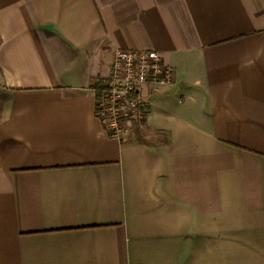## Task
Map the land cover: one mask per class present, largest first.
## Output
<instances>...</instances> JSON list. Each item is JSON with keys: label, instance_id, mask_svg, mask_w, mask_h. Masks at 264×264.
<instances>
[{"label": "crops", "instance_id": "obj_1", "mask_svg": "<svg viewBox=\"0 0 264 264\" xmlns=\"http://www.w3.org/2000/svg\"><path fill=\"white\" fill-rule=\"evenodd\" d=\"M119 49L172 75L117 137ZM0 264H264V0H0Z\"/></svg>", "mask_w": 264, "mask_h": 264}, {"label": "built area", "instance_id": "obj_2", "mask_svg": "<svg viewBox=\"0 0 264 264\" xmlns=\"http://www.w3.org/2000/svg\"><path fill=\"white\" fill-rule=\"evenodd\" d=\"M172 68L149 49H119L115 52L110 73L102 80L96 97V114L112 136L127 134L128 126L144 115L140 90L146 82H163ZM127 122L121 124V120Z\"/></svg>", "mask_w": 264, "mask_h": 264}, {"label": "trees", "instance_id": "obj_3", "mask_svg": "<svg viewBox=\"0 0 264 264\" xmlns=\"http://www.w3.org/2000/svg\"><path fill=\"white\" fill-rule=\"evenodd\" d=\"M103 79H98L93 85L92 87L94 88L95 92H96V97L98 96L100 90H101V83H102ZM110 133V132H109ZM111 134V133H110Z\"/></svg>", "mask_w": 264, "mask_h": 264}, {"label": "rangeland", "instance_id": "obj_4", "mask_svg": "<svg viewBox=\"0 0 264 264\" xmlns=\"http://www.w3.org/2000/svg\"><path fill=\"white\" fill-rule=\"evenodd\" d=\"M120 120H121V119H120ZM120 122H121V124H122V125H126V124H127V122H126V121H124V120H121ZM130 125H132V123H131ZM130 125H129V126H130ZM129 126L127 127L128 129H130V127H129Z\"/></svg>", "mask_w": 264, "mask_h": 264}]
</instances>
